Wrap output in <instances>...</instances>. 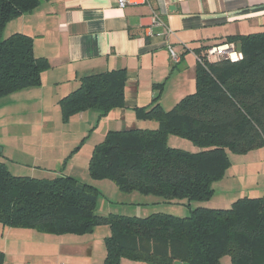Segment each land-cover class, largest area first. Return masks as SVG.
<instances>
[{
    "label": "trees",
    "instance_id": "16d2710c",
    "mask_svg": "<svg viewBox=\"0 0 264 264\" xmlns=\"http://www.w3.org/2000/svg\"><path fill=\"white\" fill-rule=\"evenodd\" d=\"M52 0H0V98L39 86L48 60L33 53V38L7 24ZM241 58L208 60L198 51L195 89L165 111L155 97L135 107L153 128L109 131L88 162L91 180H109L119 191L151 196L155 204L185 205V216L153 212L97 214V188L73 177L13 175L0 161V224L50 234H89L107 226L106 257L149 264H264V196H242L228 208L206 207L230 166L229 153L264 147V32L230 36ZM123 70L84 77L59 100L64 120L88 109L105 116L124 107ZM174 137L193 150L172 146ZM184 206V207H185ZM3 254L0 251V264Z\"/></svg>",
    "mask_w": 264,
    "mask_h": 264
},
{
    "label": "crops",
    "instance_id": "0c3cea01",
    "mask_svg": "<svg viewBox=\"0 0 264 264\" xmlns=\"http://www.w3.org/2000/svg\"><path fill=\"white\" fill-rule=\"evenodd\" d=\"M14 32L32 36L34 55L46 58L49 68L41 74L39 86L14 92L6 100H18L23 95V100H18L20 104L32 102L40 112L46 106L56 105L57 109L59 100L74 91L84 77L123 70L124 107L112 110L121 112L124 121L110 130L153 128V121L139 120L133 109L146 107L158 97V103L166 111L192 93L196 53L203 54L209 47L227 43L230 36L264 32V0H147L123 9L118 8L115 0H52L10 21L4 33ZM168 47L178 56V62L173 61ZM90 110L99 114L98 110ZM58 121L56 115V124ZM54 127L52 124L49 130L53 132L46 135L37 132L33 149L49 142L48 146L55 150L59 145L56 133H62L64 126ZM168 144L193 150L189 143L174 137L168 139ZM74 155L63 161L66 156L61 159L46 153L43 158L46 167L39 171L37 164L35 167L41 173L30 169L37 175L28 176L52 179L65 175L95 187L109 185L107 180H91L89 174L87 177L86 169L83 171L80 165L70 162ZM0 161L7 167L5 159ZM165 210L159 211L179 212L177 207ZM108 234L107 226H98L89 234L56 235L0 224L2 264H102ZM120 264L149 263L123 258Z\"/></svg>",
    "mask_w": 264,
    "mask_h": 264
},
{
    "label": "rangeland",
    "instance_id": "374dc122",
    "mask_svg": "<svg viewBox=\"0 0 264 264\" xmlns=\"http://www.w3.org/2000/svg\"><path fill=\"white\" fill-rule=\"evenodd\" d=\"M7 97L0 98V159L6 160L7 168L13 175H32L34 172L31 170L40 174L41 172L38 173L35 166L39 164V171L46 167L43 160L46 153L49 156L51 154L61 156V159L66 156L63 161H69L72 155L79 151L70 162L80 165L83 171L86 169L88 177V161L94 147L103 141L109 131H114L110 129L116 127L117 123L124 121L121 120L124 116L121 112L110 110L105 116L100 117L99 114H94L95 111L90 109H88L89 111L86 110L87 112L84 111L81 116L76 114L64 120L59 106H57V109H54L56 105L54 107L46 106L43 108V112H40V109L33 106L34 103L32 102H29L31 105L24 101L20 104L18 100H23V95L14 101L6 100ZM24 100L26 101V99ZM56 115L59 118L57 124L55 122ZM126 118L131 119L130 116ZM52 124H54L55 129L64 126L62 133L55 132V139L59 142V145L54 150L51 146H48L49 142H45L42 143L40 148L33 149L32 146L38 137L37 132L43 135L53 132L49 130ZM126 125L127 120L123 127H126ZM229 159L231 164L222 183L217 182L213 185L214 193L209 201L203 203L204 206L228 208L231 202L238 197L247 195L250 197L264 196V147L243 155L229 153ZM63 166L65 167V164ZM74 172L79 173L77 169ZM81 175H84V173ZM227 175L229 177H226ZM78 181L83 183L82 180ZM107 181L109 185L96 186L98 195L95 211L97 214L107 215L113 212L128 216H141L140 213L145 211V214H142L145 216L163 209H166L165 211L175 210L172 205L161 206L155 204L151 196L141 195L138 192L124 193L118 191L111 181ZM184 206L178 205L179 212L177 214L179 216L187 215L188 212L185 211L187 207ZM221 263L230 264V261L228 257H224Z\"/></svg>",
    "mask_w": 264,
    "mask_h": 264
},
{
    "label": "built area",
    "instance_id": "2783aa9c",
    "mask_svg": "<svg viewBox=\"0 0 264 264\" xmlns=\"http://www.w3.org/2000/svg\"><path fill=\"white\" fill-rule=\"evenodd\" d=\"M118 8L123 9L127 5H137L147 3V0H115ZM155 22L156 19H155ZM168 32H170L168 30ZM168 52L173 61L178 62V56L174 53L172 48L168 47ZM203 56L208 60H237L241 58V54L235 51L233 43H224L219 46H212L207 48Z\"/></svg>",
    "mask_w": 264,
    "mask_h": 264
}]
</instances>
